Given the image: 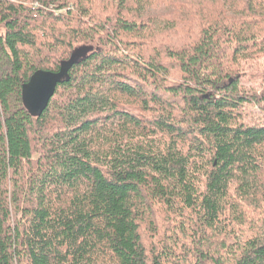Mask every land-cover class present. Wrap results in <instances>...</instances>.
<instances>
[{
    "label": "trees",
    "instance_id": "trees-1",
    "mask_svg": "<svg viewBox=\"0 0 264 264\" xmlns=\"http://www.w3.org/2000/svg\"><path fill=\"white\" fill-rule=\"evenodd\" d=\"M153 1L0 0V264H264V0Z\"/></svg>",
    "mask_w": 264,
    "mask_h": 264
},
{
    "label": "water",
    "instance_id": "water-1",
    "mask_svg": "<svg viewBox=\"0 0 264 264\" xmlns=\"http://www.w3.org/2000/svg\"><path fill=\"white\" fill-rule=\"evenodd\" d=\"M68 68L66 64L62 65L58 72L36 71L28 82L22 85V104L30 115L39 116L45 111Z\"/></svg>",
    "mask_w": 264,
    "mask_h": 264
},
{
    "label": "rangeland",
    "instance_id": "rangeland-1",
    "mask_svg": "<svg viewBox=\"0 0 264 264\" xmlns=\"http://www.w3.org/2000/svg\"><path fill=\"white\" fill-rule=\"evenodd\" d=\"M172 0H154V4H153V8L157 10H163V9H168L169 7H171L172 5ZM235 1V0H234ZM239 2V4H235L234 6H229V5H226V6H222L220 7L219 9L223 8V11H226V12H237V13H244V14H247V12L244 10V7H245V3L247 2V0H236ZM173 6V5H172ZM212 8V7H211ZM208 9L207 11H205V14L207 17H210L212 15V12H213V9ZM260 12L259 13H264V10H259ZM247 28L251 31V32H254V33H259V32H264V21H256V22H252L250 24L247 25ZM242 64L244 65V61H242ZM241 62H240V65H242ZM244 82L246 84V86L248 88H253L255 89L257 92H260L262 90H264V72L261 74V73H258V76L254 79H250L249 76L247 75L245 78H244ZM255 118H258L259 117V114L257 111H255ZM258 114V115H257Z\"/></svg>",
    "mask_w": 264,
    "mask_h": 264
}]
</instances>
